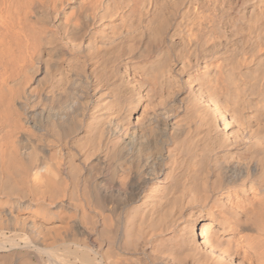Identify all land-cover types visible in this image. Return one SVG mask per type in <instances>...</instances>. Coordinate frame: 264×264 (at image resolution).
I'll return each mask as SVG.
<instances>
[{"label":"bare ground","instance_id":"obj_1","mask_svg":"<svg viewBox=\"0 0 264 264\" xmlns=\"http://www.w3.org/2000/svg\"><path fill=\"white\" fill-rule=\"evenodd\" d=\"M0 264H264V0H0Z\"/></svg>","mask_w":264,"mask_h":264}]
</instances>
